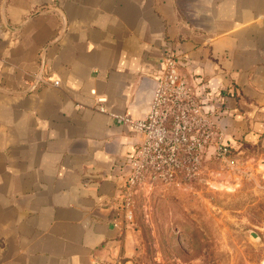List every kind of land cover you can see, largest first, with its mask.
Wrapping results in <instances>:
<instances>
[{"label":"crops","instance_id":"obj_1","mask_svg":"<svg viewBox=\"0 0 264 264\" xmlns=\"http://www.w3.org/2000/svg\"><path fill=\"white\" fill-rule=\"evenodd\" d=\"M165 49L231 147L264 146V0H0V264L134 254L121 185L141 138L113 115L146 116Z\"/></svg>","mask_w":264,"mask_h":264},{"label":"rangeland","instance_id":"obj_2","mask_svg":"<svg viewBox=\"0 0 264 264\" xmlns=\"http://www.w3.org/2000/svg\"><path fill=\"white\" fill-rule=\"evenodd\" d=\"M212 144L189 182L122 198L136 248L125 264H264V146Z\"/></svg>","mask_w":264,"mask_h":264},{"label":"built area","instance_id":"obj_3","mask_svg":"<svg viewBox=\"0 0 264 264\" xmlns=\"http://www.w3.org/2000/svg\"><path fill=\"white\" fill-rule=\"evenodd\" d=\"M162 63L146 116L133 119L113 115L129 124L141 138L128 158L122 198L128 199L131 191L155 183L189 182L212 144L218 154L229 151L220 123L212 109L204 108L192 77L184 71L181 56L173 49H165ZM52 83L59 85L58 80ZM105 101V97H97L100 111H105Z\"/></svg>","mask_w":264,"mask_h":264}]
</instances>
